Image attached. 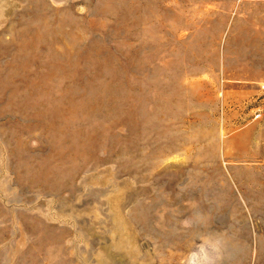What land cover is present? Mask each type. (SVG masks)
Masks as SVG:
<instances>
[{
  "label": "rangeland",
  "instance_id": "rangeland-1",
  "mask_svg": "<svg viewBox=\"0 0 264 264\" xmlns=\"http://www.w3.org/2000/svg\"><path fill=\"white\" fill-rule=\"evenodd\" d=\"M201 246L264 264V0H0V264Z\"/></svg>",
  "mask_w": 264,
  "mask_h": 264
},
{
  "label": "clouds",
  "instance_id": "clouds-1",
  "mask_svg": "<svg viewBox=\"0 0 264 264\" xmlns=\"http://www.w3.org/2000/svg\"><path fill=\"white\" fill-rule=\"evenodd\" d=\"M219 244L220 242L217 241L211 245L213 251H216V252L219 251ZM197 255H198L197 253H193L192 257L195 258L197 257ZM199 257H200L201 264H213V258L208 254V252L205 250L203 246H201L199 250ZM190 264H193V262L190 261Z\"/></svg>",
  "mask_w": 264,
  "mask_h": 264
}]
</instances>
